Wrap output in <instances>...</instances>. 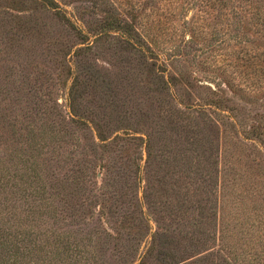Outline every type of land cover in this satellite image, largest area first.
<instances>
[{
  "label": "rangeland",
  "instance_id": "1",
  "mask_svg": "<svg viewBox=\"0 0 264 264\" xmlns=\"http://www.w3.org/2000/svg\"><path fill=\"white\" fill-rule=\"evenodd\" d=\"M56 1L60 8L46 12L36 7L32 0H0V158L7 167L14 169L12 163H8L9 157L18 159L17 148L23 146L20 141L26 133L25 127L28 128V123L36 126L37 130L33 131L36 147L30 152L29 158L35 157V160L46 164V170L43 164L39 166L43 179L47 180L49 191L56 189L49 185L59 186L69 178L70 168H77L87 161L97 165L108 161L111 170L125 173L123 178L115 183L117 192L125 195V207L128 201L141 199L148 183L150 188L161 192L169 189V183L174 188V182L177 185L182 183L179 177L171 178L164 172L168 168L165 165L167 153L164 154L160 149H166L165 142L168 143L170 133L168 129H165L166 133L162 132L155 123L160 114L169 115L168 103L175 106L178 104L168 93L154 92L151 89L158 86L157 79L161 78L156 76V73L164 74L166 78L176 74L186 82L199 78L202 83H216L220 86L224 81L218 79V76L223 73L232 77L231 82L234 85L246 87V84L256 83L259 89L264 85V82L245 79L239 65L227 66L225 63H232L231 59L235 60L239 51L253 47L255 42L260 43L259 39L249 34L252 41L247 44L246 41L241 42L238 36L231 39L228 35H223L228 23L227 18L217 12L218 8L213 10L208 0ZM57 12L65 14L75 29L62 15L56 14ZM109 19L121 21L120 28L97 29L98 24ZM127 29L135 40L144 44L145 53L133 49L128 41L118 39L130 37V34L127 37L122 36L121 30L126 32ZM134 29L137 30L136 33ZM232 29L238 28L233 24ZM83 35L87 37L82 40ZM99 35L106 36L98 40ZM85 46H89V49L84 54H75L78 48ZM229 53H232L231 58ZM225 57H228V60L221 61L225 60ZM216 59L219 63L214 64ZM151 62L155 63L152 64L156 69L153 73L150 72ZM79 72L80 80L87 81L85 89L80 88L85 90L81 98L83 111L96 119L109 120L111 131H116L107 141L100 142L95 139L94 129L79 123L70 125L68 129L75 133L74 138L61 135L63 131L55 135L50 131L49 124L43 121L51 112V123L61 128L58 117L61 112L65 116L64 122L73 124L68 118L69 91L75 74ZM90 74L99 77L97 84H90L93 83L88 81L93 79L89 77ZM107 84L109 87L104 89ZM223 86L228 90L226 84ZM249 91L248 89L247 92ZM197 95L200 97L197 101V98L192 94L189 96L188 93H183L181 98L198 105L205 103L210 97L206 90H199ZM229 95L233 96L231 93ZM239 95L243 96L244 92ZM257 95L259 94H252L251 98L254 99ZM258 100L262 102L261 99ZM220 113L229 114L227 110H220ZM150 126L155 127L152 131L156 142L153 150L154 161L148 170L149 174L143 169L137 174L138 164L147 170L146 144L139 139L130 140L127 136L145 138ZM166 126L168 125L165 124ZM200 126L206 128L209 135H213V131L205 122L202 121ZM123 131L129 132L130 135ZM117 134L125 139L113 140ZM238 137L234 129L229 127L221 134V172L211 196L217 203L215 209L218 212L220 230L223 231L226 226L233 230V239L229 235L226 239H229L240 253L246 255V249H249L247 243L251 241L252 236L257 237L264 232L259 230L258 222L250 213L253 206L251 202L255 201L251 198L261 195L259 188L264 190V147L253 145L250 140L242 142L241 137ZM97 171L101 172L100 169ZM105 172L107 173V170ZM127 178V182H120ZM162 179L167 180L162 182ZM190 181L187 176L183 184L194 188ZM135 190H139V194ZM97 192L100 193V190ZM97 192L94 185H88L85 192L86 201L95 202L94 193ZM53 198V214L56 218H52V222L55 223L56 229L69 230L73 234H77L81 229L82 235L89 237H94L97 231L102 230L100 216H70L67 209L61 206L63 204L60 205L58 197L53 194ZM97 209V205H93L90 215L94 212L99 214ZM113 214L120 217L118 211ZM130 215L129 212L126 217L130 218ZM158 215L159 213L152 214L162 219L159 222L165 227L176 226L175 220L164 219L161 218L163 215ZM103 217L113 219L107 209ZM129 218H126L127 225L122 230L124 236L134 232V229L130 228ZM152 226L153 230L158 228L153 222ZM103 234L100 239L94 238L96 242L91 252L92 257H95L99 264H132L137 253L133 250V254L123 255L117 241L106 239ZM256 244H259V250L264 251V233ZM144 246L145 244L141 246L139 253L145 250ZM210 246L213 247L214 244ZM212 250L215 253L204 264H221L222 260L224 261V252L219 251L218 245ZM181 257L189 256L180 254L175 261L184 259ZM192 260L193 258H189L185 262L187 264ZM134 264H137V261Z\"/></svg>",
  "mask_w": 264,
  "mask_h": 264
},
{
  "label": "trees",
  "instance_id": "2",
  "mask_svg": "<svg viewBox=\"0 0 264 264\" xmlns=\"http://www.w3.org/2000/svg\"><path fill=\"white\" fill-rule=\"evenodd\" d=\"M32 1L36 7L46 12L60 8L56 0ZM208 2L214 8L213 10L218 8L220 11L217 9V12L227 18L228 23L223 35H228L231 39L238 36L241 42L246 41L247 44H251L252 40L249 36L251 34L260 41V43L255 42L256 44L251 48L239 51L236 59H231L232 63L226 61L228 57L221 61H226L227 66L239 65L245 79L264 82V0H208ZM56 14L62 15L67 22L72 24L62 12ZM120 23L121 21L118 22L117 19H109L98 24L97 29L120 28ZM233 24L238 29H232ZM72 26L74 27V24ZM121 32L123 37H127L128 34L130 37L128 39L118 38L120 41H128L133 49L145 53L144 44L135 40L128 29L126 32L122 30ZM134 32L136 33L137 30L134 29ZM100 35L97 37L98 40L106 36L100 37ZM82 37L83 40L87 36L83 35ZM88 49L89 46L80 47L75 51V54L80 56ZM231 55L232 53H229L230 58ZM216 62L219 63L218 59L213 63L217 64ZM149 64L151 65L150 72H155L156 69L152 66L155 63ZM220 75L218 79L224 81L222 86L216 83L214 85L202 83L199 78L194 79L193 82H186L179 79L176 74L166 78L164 74L156 73V76H161V78L157 79L158 86L151 87V89L154 92L168 93V96L178 104L175 106L168 103L169 115L160 114L155 123V126L159 127L162 132L166 133L165 129H168L170 133L168 143L165 142L166 149H160L164 151V154L167 153L165 165L168 168L164 172L171 178L179 177L182 179V183L177 185L174 182L176 189L169 183V189L162 190L163 192L150 188V183H148L142 192L141 199L128 201L126 207L123 205L125 195L117 192L115 184L123 178L122 175L125 173L111 170L108 161L100 163V165L87 161L77 168H70L69 178L59 186L49 185L52 189L56 188L49 191L47 180L43 179L39 166L43 164L46 170V164L43 161L35 160V157L29 158L30 152L36 147L33 132L36 126L28 123V128L25 127L24 138L20 141L23 146L17 148L19 150L18 159L14 160L9 157L8 163H12L14 169L7 167L3 163L4 160L0 158V264H99L95 257H92L91 252H93L96 242L94 238L100 239L102 233L106 239L117 241L123 255H131L133 250L137 253L132 264L135 261L137 264H155L157 262L186 264L185 260L189 258H193V260L187 264H197V262L204 264L215 253L212 250L215 245H218L219 251L225 254L222 255L224 261L222 260L221 264H264V251L259 250V244H256L258 238L260 239L264 233V190L259 188L261 195L251 198L255 201L251 202L253 206L250 212L254 215L252 218L258 222L259 230L263 233L257 237L256 235L252 236L247 246L248 250L253 253L246 249V255H243V252L240 253L236 247L234 248L235 245L226 239L228 235L233 239L235 234L233 230L227 226L222 229L223 231L220 230L218 212L215 209L217 203L211 196L212 190L216 189L221 172L219 160L223 148H221L219 140L223 130L225 131L227 127L232 128L237 136L241 137L242 142L250 140L253 145L264 147V85L260 89L257 88L256 83L246 84V87L234 85L231 82L232 77L223 73ZM89 77L93 78L88 79L89 82H93L90 84H97L98 76L90 74ZM86 83L85 79L80 80V72L75 74L69 91L70 110L68 112V118L73 124H66L65 116L61 112L58 113L61 128L52 124L51 112L45 116L43 121L45 124H49L50 131L55 135L63 131L64 133H60L61 135H69L72 138L75 133L68 129L70 125L75 126L79 123L84 127L94 129L95 139L104 142L116 131H111L109 120L96 119L94 116L86 115L83 111L84 104L82 105L81 98L85 93L83 89H85ZM225 84L229 91L224 88ZM81 87L83 89H80ZM108 87L107 84L104 89ZM248 89L251 92H247ZM199 90H206L210 94L209 99L203 104L195 105L181 98L183 93H188L189 96L192 94L194 98H197L195 100L197 101L200 99L197 95ZM242 92L244 95L240 96L239 93ZM252 94L259 95L252 99ZM257 99H261L262 102ZM208 105L211 107H207ZM220 110H227L229 114L223 115L224 113H220ZM202 121L213 131V137L207 133L206 128L200 126ZM9 124L11 125V123ZM165 124L168 126L165 127ZM154 129V126H150V131L147 130L145 138L135 135L127 136L130 140L139 139L146 144L147 170L138 164L137 174L142 169L149 174L148 170L153 164V150L154 145L156 146L152 132ZM124 133L130 135L129 132ZM118 139H125V137L119 134L113 137V140ZM39 162L41 163L39 164ZM97 169H100L101 172L99 173ZM89 174L94 181L91 180ZM108 175H110L109 178ZM187 176L190 177L194 188L183 184ZM128 180L129 178L120 182ZM166 180L162 179L161 181L165 182ZM88 185H94L96 192L100 190V193H94L95 202L86 201L85 192ZM72 189H76V191ZM135 191L139 194V190ZM53 194L58 197L60 205L63 204L61 206L67 209V214L70 216H100L102 230L97 231L94 237H89L82 235L81 229L76 232L77 234H73L69 230L56 229L55 223L52 222V218H56V215L53 214L55 208ZM93 205H97L99 214L94 212L90 215V208ZM106 209L113 219L103 217L106 214ZM117 211L120 217L113 214ZM121 211L128 212V214L130 212V218L126 217L128 214H122ZM154 213H159L158 216L163 215L161 218L175 220L176 226L165 227L159 222L162 219L152 216ZM126 218L131 220L130 228L134 229V232L124 236L122 230L126 228ZM152 222L157 225V229L153 230ZM220 242L222 246H220ZM143 244H145V250L139 253ZM211 244L214 246L211 247ZM180 254L189 257H181L184 259L175 261ZM214 263L212 262V264Z\"/></svg>",
  "mask_w": 264,
  "mask_h": 264
}]
</instances>
